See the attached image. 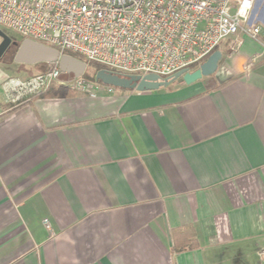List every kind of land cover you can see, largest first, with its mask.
Instances as JSON below:
<instances>
[{
  "label": "crops",
  "instance_id": "obj_1",
  "mask_svg": "<svg viewBox=\"0 0 264 264\" xmlns=\"http://www.w3.org/2000/svg\"><path fill=\"white\" fill-rule=\"evenodd\" d=\"M251 19L214 73L154 90L12 106L26 64L0 58V264H264V0Z\"/></svg>",
  "mask_w": 264,
  "mask_h": 264
},
{
  "label": "built area",
  "instance_id": "obj_2",
  "mask_svg": "<svg viewBox=\"0 0 264 264\" xmlns=\"http://www.w3.org/2000/svg\"><path fill=\"white\" fill-rule=\"evenodd\" d=\"M255 0H0V25L26 40L72 52L84 62L105 65L119 74L170 77L192 70L220 44L240 33L257 39L260 26L251 16ZM56 63L26 78L2 83L8 104L59 83L83 93L114 87L84 75L63 77ZM51 233V222L42 219ZM264 253V249L262 251Z\"/></svg>",
  "mask_w": 264,
  "mask_h": 264
},
{
  "label": "water",
  "instance_id": "obj_3",
  "mask_svg": "<svg viewBox=\"0 0 264 264\" xmlns=\"http://www.w3.org/2000/svg\"><path fill=\"white\" fill-rule=\"evenodd\" d=\"M2 37L1 45L11 43V38L5 35ZM16 43V42H12ZM221 58L220 50L213 51L203 62L195 69H182L170 77L161 78L157 74H119L107 69H99L95 73V80L103 84L111 85L115 88L130 89L136 91L154 90L159 87L168 86L177 79H181L184 83L190 84L203 76L210 75L215 72L218 61ZM14 62L26 65L36 63H57L60 70L66 74H71L73 77H78L83 74L86 63L68 54H60L53 47L34 42L32 40H24L20 43L14 58Z\"/></svg>",
  "mask_w": 264,
  "mask_h": 264
},
{
  "label": "rangeland",
  "instance_id": "obj_4",
  "mask_svg": "<svg viewBox=\"0 0 264 264\" xmlns=\"http://www.w3.org/2000/svg\"><path fill=\"white\" fill-rule=\"evenodd\" d=\"M0 35H5L8 38H19V34L0 25ZM240 37V36H239ZM2 41V37L0 36V43ZM240 47V46H239ZM236 46V42L234 38H230V39H226L224 40L220 46L218 47L219 49H226L228 51H233L236 50L237 48H239ZM12 52H10V54L8 55L7 59L12 57ZM86 63V62H85ZM92 63H96V62H92ZM18 68V69H16ZM10 70V76L12 77H22V76H26V75H33L39 72L44 71L45 69L49 68V64L48 63H37L36 65H32V66H28V65H22L20 67H16ZM21 69V71L19 70ZM93 73V69L88 66V68L86 69V74L91 75ZM178 80V81H177ZM175 80L174 82H179L180 78ZM173 83V82H172ZM171 83V84H172Z\"/></svg>",
  "mask_w": 264,
  "mask_h": 264
},
{
  "label": "trees",
  "instance_id": "obj_5",
  "mask_svg": "<svg viewBox=\"0 0 264 264\" xmlns=\"http://www.w3.org/2000/svg\"><path fill=\"white\" fill-rule=\"evenodd\" d=\"M217 49H218V47H216L213 51H215ZM63 53L68 54V55H71V56H73V57H75V58L80 59V60L83 61L82 57H80L79 55H77L75 53H72V52H63ZM86 65L87 66H90L93 69V73L91 75L85 73L84 76L87 77V78H89V79H92V80L95 79V73L99 69H103L104 68V69L113 71L111 68H109V67H107L105 65L99 64V63L86 62ZM50 66H52V64H49V67ZM195 68L196 67H193V69H195ZM180 81H182V80L180 79ZM70 90L71 89H69L67 86L60 85V84H57V83H52V84H50L48 86V88L44 89V91L42 90L41 92H39V93H37L35 95L30 96L26 101H28L31 97H34V96L44 95V94H56V95H59V94H63V93H65L67 91H70ZM71 91H73V90H71ZM188 247H192V244H189Z\"/></svg>",
  "mask_w": 264,
  "mask_h": 264
},
{
  "label": "flooded vegetation",
  "instance_id": "obj_6",
  "mask_svg": "<svg viewBox=\"0 0 264 264\" xmlns=\"http://www.w3.org/2000/svg\"><path fill=\"white\" fill-rule=\"evenodd\" d=\"M11 51L14 52V43H9V44H4V45H1V43H0V58L1 59L8 60V61H10V63H12L13 58H14L13 52H12V57L7 59L8 55L10 54Z\"/></svg>",
  "mask_w": 264,
  "mask_h": 264
}]
</instances>
